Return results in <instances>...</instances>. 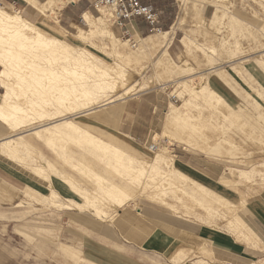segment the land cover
<instances>
[{
    "label": "rangeland",
    "instance_id": "rangeland-1",
    "mask_svg": "<svg viewBox=\"0 0 264 264\" xmlns=\"http://www.w3.org/2000/svg\"><path fill=\"white\" fill-rule=\"evenodd\" d=\"M45 1L47 0L42 1L41 4L45 3ZM61 1L63 2L56 1L58 4L56 2L52 3V8L42 12L43 14H40L37 10L32 8V11L37 15L34 21L25 18L21 13V8L13 5L11 0H5L0 8H4L5 10H3L7 12L8 10L11 11L8 13H19L25 20L47 36L57 38L74 50L76 49L75 51L77 53L89 59V62L95 65V67L97 66L96 68H101L99 69L101 71L105 70L109 75V81L114 80L113 83H115L116 90L114 89L113 91L108 89L104 95L99 94V96L102 97H97L98 95H96V97L93 96L94 98L91 97L92 100L85 98V100H88V102L82 101V103L84 102L85 104L81 103L82 97L77 98V101L80 102L74 103H81L83 107L78 104H76L78 105L77 107H74L75 105H73V102L71 103L70 98H67L68 100L65 99L69 94L68 91L64 94L58 92L56 94V91H53L55 94L51 93L53 95H50L49 93L50 97L45 94L46 98L44 94L40 96L37 95V97L34 95L33 97L31 95L32 93H30V90L34 87L31 78H26L24 84L21 83L23 86H19L18 84L19 87H16V93L18 94L16 103L20 107L24 106V109L27 108L30 105L26 104L29 98H35V100H38L43 106L39 104V106H31L32 108L28 107L29 109H34L36 115L32 111H30V113L32 112L31 114L36 117L30 118L29 115L27 121L25 120L26 122L24 125L17 131H13V129L6 128V126L0 124V140L18 134L19 132L23 133L24 140L30 144V146L27 145L29 147H23L26 153L28 148H30L27 154L24 153L23 148L19 151L20 156L23 158L27 156L25 160L14 162L12 159L0 154L3 156V160L9 159V164L31 171L35 176L44 179L49 185V195H51V192L55 193L54 199L52 196H41L37 192L28 189V192L33 194V197L29 198L31 200L27 198V192L22 194L26 201L29 200V202L41 206L43 200L50 208H48V210H50V238L48 240V248L45 247V249H42L40 243H35L34 264H89L82 260L81 255L75 251V249L78 250V246L74 240H70L68 237L61 235L59 242L62 244H58V239H56L58 231L61 233V231L65 229L64 231L67 233L75 228L73 232L76 233V228H78V226L86 228L91 222L100 230L103 227L106 228L107 225H112V222L115 221L122 208L136 209L137 205L142 203L162 205L170 209L173 215L180 216L183 219H186L187 209L190 211L193 209L196 213L205 214L209 220L217 222L216 220L218 219L220 209H222V211L229 209L228 205H230V203L211 193L201 185L192 182L186 176H184L186 177L185 179L180 178L179 175H175L172 169H170L174 167L173 155L175 154L180 156L182 160H186L185 157H189L190 155H197L201 157V159H210V161L212 160L225 165L227 168L226 177H231L234 182L231 180H221V182L226 185H233L238 181V187L246 189L244 192L247 193V195L256 194L264 189V89L245 71L246 69L249 73L255 74V72L253 73L251 70V67L253 68V66H256L255 63L259 65L262 70L264 69V0H168V3H166L167 13H165V15L161 10L152 5L159 13V19H161V16H165L163 18H165L166 21L164 27L161 28V33H172L173 36L171 34L170 36L172 37L166 39L172 41L169 40L168 42L165 39L163 41L160 36L161 33L149 34L147 32V35L142 36L131 29V33L133 34L132 40L135 42L134 47L128 42L127 37L122 36L121 30L112 25L109 14H107L104 9L97 12L92 8L93 0H81L80 4L82 5L81 8H83L82 15L76 19L73 28L66 30L62 29V23H57V12L65 8V6L69 5L71 2L70 0ZM77 1L78 0H74L73 2L77 3ZM85 13L92 18L102 17L104 21L107 20V22H105L106 25L108 24L106 26L108 27L107 30L114 35V39H109L108 33L105 35L106 33L104 31H91L85 22H83L82 17ZM210 18L213 20L217 18V21L215 20L211 23L209 21ZM179 23H182V26H180ZM174 24L180 27L174 26ZM170 30H175V32H171ZM112 41L114 42V47H112ZM165 41L168 43L167 45ZM161 42L162 44L164 43V45H162ZM37 55L40 54L38 53ZM44 58L40 55L38 58H31V61H33L35 65L44 67L46 64V62L43 61ZM59 63H54L53 68L58 69L59 66H61ZM45 67H47V64ZM260 68L257 66V72L261 75ZM24 70L25 72L28 71L26 69ZM210 70L213 71L210 73ZM198 75H201V77ZM213 75L220 81H224L223 83L231 89L235 91L238 89V91L242 93L243 102L238 112L229 107L224 99L211 89L207 80L209 76L210 78H214ZM46 77H48V75L45 77L42 76L43 79L40 76V80L42 79L41 82H47L48 78L46 80ZM9 81L11 84L15 83L13 78ZM86 81L90 82L91 79H86ZM29 85H31V89L29 88L28 90V87H30ZM21 87L27 88L28 91L25 89L23 90V88L21 89ZM129 87L133 88L128 93L127 97L126 95L125 97L123 96V98H126V101L123 104V113L117 128L95 123L90 120L89 115H78L82 113L83 110L85 112L99 106L103 103V100L109 98V96L113 97L115 101L116 98L117 100L121 99L122 94H124ZM2 91L3 90L0 89V93ZM31 91L33 92V90ZM205 92L207 95H205ZM209 92H212L211 95ZM24 93H26V95ZM142 94L156 95L159 97V102H162L161 109L157 112L160 126L157 130L149 133L147 137L130 138L128 135H124L119 129L122 118L125 116L124 108L128 99L138 98ZM54 96L59 99H64L63 102H66L62 105L64 107L58 106ZM38 97H40V99ZM103 97L106 98L104 99ZM46 102L49 104H46ZM132 103H136V101ZM54 104L57 105L55 106ZM146 111L147 109L145 106L139 107V119L142 123H144L145 118H149ZM43 112L46 113V115L43 114ZM170 112H175L187 118L185 121L169 124L167 117ZM39 114H43L41 115L43 117ZM53 117L58 119L66 117L78 127L86 130L95 138H98V140L109 143L110 145H114L112 142L114 143L115 141V145L120 142H122V144L124 143L126 147L128 146V150L126 151L127 156L124 160L128 158L134 160L130 162L132 168L128 167L129 164H127V160L124 162L121 161L124 165L126 164L125 169H123V163H118V159V161L115 162V156L112 153L104 155L94 149L90 152V150L86 148L87 146H84L83 143L79 144L80 142L74 139H72L73 141L71 139L57 140L54 142V148L57 149L53 148V151L51 148L50 150L51 146L48 145L49 147H47L30 132H26L52 122L49 119ZM152 145H155L158 150L151 151L150 146ZM165 147L169 149L170 153L164 151ZM129 150L132 152L130 153ZM54 152L57 155H55ZM28 155L30 159H28ZM160 155L164 160L161 165V173L154 176L152 173L148 172L151 174V177H147L150 175H147L146 164H152L155 158ZM167 158L170 159L168 160ZM44 160H46L47 163L51 162L55 168L65 176L63 178L67 177V180L59 181L58 177L54 178L51 173H47L49 172L46 170L47 168H45L46 173L34 171V167H47V163L45 164ZM114 162L117 163L115 164L117 166H112ZM84 163L86 165H84ZM38 164L39 166H37ZM170 164H172V166ZM142 165L145 167L143 172L137 173L134 171V169L138 170L137 168ZM119 166L120 168H118ZM74 169L77 171H73ZM80 169L81 171H79ZM128 171L131 173H128ZM240 172H245V175H239ZM140 173H143L141 175H145L142 176V179H139L141 178ZM227 173L231 174L227 175ZM137 174L138 176H136ZM47 176L50 179H46ZM97 176L105 180H102L100 183ZM51 179L54 180L55 184L50 185ZM71 181L74 182L72 183L76 187L78 186L86 190L89 196L92 195L90 197L97 198V200L94 201L97 202L95 206L100 208L102 213H104V217L100 215L102 214L101 212L99 215H95V213L92 212L94 208L92 209V207L86 206L85 208L81 207V209L73 208V211L69 212H57L61 209L65 210L64 205L72 204L70 200L80 204L84 202L69 190V186L67 185H69L68 183H71ZM64 182H66L67 185ZM109 183L116 184L122 190L124 189L125 192L127 190L125 195L130 194L128 195L130 196V200H128L123 207L114 208L113 201L104 198V193L101 192V190L106 188L105 185H109ZM100 184L101 186L103 185L104 188H101V186L98 187ZM156 186L158 188L160 187V191L162 188L166 191H162L161 193L164 196H157L161 194L158 189L155 190V188H153ZM57 187H65L66 192L71 197H68L65 201L61 199L56 190ZM155 191L157 193L159 192V194L155 193ZM154 194H156V196ZM37 195H39V198L41 197L42 200L37 198ZM241 197L243 198L242 194ZM100 200L102 202H100ZM4 201L6 200L2 199V202ZM11 206H17L15 210H21L25 207L21 194L17 197L15 203H11ZM36 207L37 206L33 207L25 213L36 214L41 212V210H38ZM74 209L77 210V212H75ZM75 213L77 215H74ZM221 219L224 221L226 218L222 216ZM58 227H60L59 230ZM251 242L254 241L251 239ZM62 248L68 252V254H65V257L61 254ZM255 248H258L257 244ZM197 253L198 254H195L191 261L183 258L184 260H182L181 263L176 262L180 259L179 255H176L177 258L175 256V258L171 260L172 264H200L201 261L203 263L205 262V264H264V249L259 248L257 252L253 253V256L242 263L217 258L213 253L207 252L203 247H200ZM168 260H170V258L165 255V258L162 257L153 259L152 261H146L145 264H170Z\"/></svg>",
    "mask_w": 264,
    "mask_h": 264
},
{
    "label": "crops",
    "instance_id": "crops-1",
    "mask_svg": "<svg viewBox=\"0 0 264 264\" xmlns=\"http://www.w3.org/2000/svg\"><path fill=\"white\" fill-rule=\"evenodd\" d=\"M34 1L41 4L44 0ZM80 1L71 2L57 12V23H62V29L73 28L76 19L82 15ZM139 1L145 5H154L164 15L167 13L168 0ZM11 3L21 8V13L28 20L34 21L37 18L31 5L22 0H11ZM163 17L165 16H161L160 19L161 28L166 21ZM129 28L142 36L148 32L146 24L141 20L132 21ZM255 65L251 67L255 74L249 73L246 69L245 71L264 89V69L262 70L256 63ZM257 66L261 75L257 72ZM210 76L207 81L211 89L221 96L229 107L238 112L243 102L242 93L238 89V92L231 89L214 75V78ZM239 86L241 87L240 84ZM133 101L136 103H132ZM142 106H145L149 115V118L144 119V123L139 119L138 113L139 107ZM161 106L162 102H159L156 95L142 94L138 98L128 99L120 131L130 138L147 137L160 126L157 112ZM173 157V166L180 173L230 203L229 209L223 211L220 209L217 222L209 220L205 214L196 213L193 209L191 211L187 209L186 219H183L173 215L170 209L162 205L142 203L138 204L136 209L122 208L112 225H107L106 228L99 230L91 222L86 228L78 226L76 233L73 232L75 228L67 233L65 229L61 233L58 231L56 235L58 244H62L59 242L61 235L74 240L78 246V250L75 251L89 264H145L146 261L165 258V255L170 259L179 255L180 259L176 262L184 259L191 261L194 255L198 254L200 247L213 253L217 258L242 263L253 256L258 248L264 249V189L256 194L247 195L244 192L246 189L238 187V181L233 185L221 182V178L226 175L225 165L210 159H201L197 155L185 157L186 160H182L176 154ZM2 158L0 154V264H34L35 243H40L42 249L48 248L50 210L39 195L36 197L42 200L41 206L29 202L33 194L28 192V189L41 196H47L49 185L31 171L13 166L9 164V159L5 161ZM56 190L64 201L71 197L65 187H57ZM23 193L28 195L29 200H25ZM20 194L25 207L15 210L17 206L13 207L11 203H15ZM2 199L6 201L2 202ZM35 206L41 212L25 213ZM60 211L67 212V210L57 212ZM222 216L226 218L224 221L221 219ZM251 239L254 242H251ZM61 254L65 257L68 252L62 248ZM168 262L172 264L171 260Z\"/></svg>",
    "mask_w": 264,
    "mask_h": 264
},
{
    "label": "bare ground",
    "instance_id": "bare-ground-1",
    "mask_svg": "<svg viewBox=\"0 0 264 264\" xmlns=\"http://www.w3.org/2000/svg\"><path fill=\"white\" fill-rule=\"evenodd\" d=\"M24 1L26 4L31 5L35 10H37L40 14H43L42 12H45V10H50L52 8V3L56 2V1H60L63 2L61 0H47L45 1V3L42 4H37L34 0H22ZM74 0H70V2L73 3ZM183 1V0H182ZM57 3V2H56ZM58 4V3H57ZM67 4V3H66ZM55 5V4H54ZM63 5V4H62ZM2 6V5H0ZM4 7V6H3ZM59 8V7H58ZM62 8V7H61ZM4 9V8H3ZM2 9V7L0 8V89H2L3 91L0 93V124L2 126H6V128L9 129H13V131H17L18 129H20V127H22L24 125V123L27 121L29 115L30 118L32 117H36V112H34V109H29L28 107H35V106H39L43 104H41L38 100H35V98L33 99H28V101H26V104H30L27 108L24 109L23 107H20L17 103H16V99L18 98V94L16 93V87L19 86H23L24 84V80L26 81V78H31L33 80L32 84L34 85V89H31V82L29 85L30 87H28L31 90H33V92L30 90V93H32L31 95L34 97V95H42L44 94L45 98L46 95H53L55 93H53V91H56L58 93H62L64 94L66 91L69 92L70 96L73 98H71L69 96V94L66 96L65 94V99L68 100L70 98L71 103L73 102H80L77 101V98H81V103L82 101H87L85 100V98H88L89 100H92L91 97L98 95L97 97H102L99 96L100 95H104L105 92L110 89L113 90L115 89V83L114 80L109 81V75L104 71H101L99 69L101 68H96L95 65H93L91 62H89V59L82 57V55H80L79 53H77L73 48L69 47L68 45L64 44L61 40L54 38V37H50L47 36L46 34H44L43 32H41L40 30H38L37 28H35L30 22H28L27 20H25L19 13L14 12V13H8L11 12L8 10L4 11ZM101 10V9H100ZM184 10V9H183ZM48 12V11H47ZM184 13V12H183ZM216 16V15H215ZM214 16V17H215ZM83 22H85V24L88 26V28H90L91 31H104L107 35H109V39L113 40L114 39V35L110 33V31L107 30L108 27H106L107 25L105 24L106 21L103 20L102 17H96V18H92L90 17L87 13L83 14ZM105 19V18H104ZM182 19V18H181ZM180 20V19H179ZM217 21L216 19H209V21L211 23H213L214 21ZM181 21V20H180ZM180 26H182V23L180 24ZM177 24H174V26H179ZM179 26V27H180ZM176 28V27H175ZM172 29V28H170ZM174 29V28H173ZM247 29V28H246ZM171 32H175V30H170ZM97 33V32H96ZM82 34V33H81ZM80 34V35H81ZM172 33L170 32H163L161 33V38L164 41V39H168V37H172L170 36ZM78 35V34H77ZM103 35V34H102ZM85 38V37H84ZM83 38V39H84ZM86 39V38H85ZM158 39V38H157ZM80 40V39H79ZM160 40V39H159ZM170 40V39H169ZM169 40H166L169 42ZM143 41V40H142ZM147 41V40H146ZM165 41V44L167 45L168 43ZM172 41V40H170ZM155 42V41H154ZM113 41H112V47L113 46ZM162 44V42H161ZM126 45V44H124ZM160 45V44H159ZM158 45V46H159ZM164 45V43L162 44ZM161 45V46H162ZM126 47V46H125ZM167 47V46H165ZM160 48V47H159ZM249 48V47H248ZM140 49V48H139ZM166 49V48H165ZM114 50V49H113ZM112 50V51H113ZM116 51V50H114ZM139 51V50H138ZM40 54L43 58L45 56V58L43 59V61L46 62L45 64V68L42 66H38L35 65L33 61H31V58H38L37 54ZM82 54V53H81ZM164 54V53H163ZM124 55V54H123ZM264 55V53H263ZM36 60V59H35ZM91 60V59H90ZM160 61V60H159ZM243 61V60H242ZM43 62V63H45ZM59 63V68L58 69H54L53 65L54 63L56 64ZM160 64V63H157ZM173 64V63H172ZM58 65V64H57ZM28 70L27 72H25V70ZM175 68V67H174ZM118 69V68H117ZM184 69V68H183ZM214 69V68H213ZM123 70V69H122ZM186 70V67H185ZM191 70V69H190ZM189 70V71H190ZM108 71V70H107ZM210 70L209 72L211 73ZM109 72V71H108ZM111 72V71H110ZM122 72V71H121ZM124 72V71H123ZM193 72V71H192ZM27 75H26V74ZM209 73V74H210ZM48 75V77H46V80L48 78L47 82H41L42 81V76H46ZM208 74V75H209ZM120 75V74H119ZM195 75V74H194ZM202 75V74H201ZM201 75L199 77H201ZM207 75V76H208ZM40 76H41V80H40ZM197 76V77H198ZM115 77V76H114ZM196 77V76H195ZM203 77V76H202ZM11 78H13L15 81V83H10L9 80H11ZM186 78V77H185ZM221 78V77H220ZM30 79V80H31ZM86 79L90 80V82L86 81ZM119 79V78H118ZM193 79V78H192ZM29 80V81H30ZM31 80V81H32ZM28 81V80H27ZM224 81H222L223 83ZM21 83H23L21 85ZM19 84V86H18ZM16 85V86H15ZM32 85V86H33ZM118 86V85H117ZM203 87V86H202ZM23 87H21L22 89ZM133 87H129L126 89V91L124 92V94H122V98L116 101L113 99V97L109 98H104L105 100H103V103H101L99 106L95 107V108H91L87 111L84 112V110L82 111V113H79L78 115H89V118L91 121L95 122V123H99V124H103L106 126H111V127H115L117 128L119 125V122L121 120V116L123 113V104L126 101V98H123V96L127 97L128 93L132 90ZM25 88H23L24 90ZM205 89V88H204ZM20 90V89H19ZM27 90V88L25 89ZM27 90V91H28ZM109 90V91H110ZM116 90V89H115ZM201 90V89H200ZM199 90V91H200ZM208 90V89H207ZM198 91V92H199ZM211 91V90H210ZM18 92V90H17ZM24 92V91H23ZM22 92V93H23ZM26 92V91H25ZM197 92V91H196ZM53 93V94H51ZM210 93V92H209ZM212 93V92H211ZM210 93V95H211ZM26 95V93H24ZM61 94V95H62ZM24 95V96H25ZM30 95V96H31ZM49 95V97H50ZM205 95H207V93L205 92ZM203 95V96H205ZM20 96V95H19ZM23 96V95H22ZM57 96V95H56ZM59 96V95H58ZM63 96V95H62ZM61 96V97H62ZM209 96V95H208ZM29 97V96H28ZM53 97V96H51ZM55 97V96H54ZM210 97V96H209ZM213 97V96H212ZM26 98V96H25ZM40 99V97H38ZM37 98V99H38ZM56 98V97H55ZM54 98V99H55ZM68 98V99H67ZM84 98V100H83ZM91 98V99H90ZM94 98V97H93ZM102 98V99H103ZM202 98V97H201ZM208 98V97H207ZM217 98V95H216ZM44 99V98H43ZM53 99V101H54ZM75 101H72V100ZM215 99V98H214ZM51 100V98H50ZM80 100V99H79ZM96 100V99H95ZM101 100V98H100ZM204 100V99H203ZM213 100V99H212ZM221 100V99H220ZM15 101V102H14ZM64 99H59L56 98V103L58 104V106H62ZM186 101V100H185ZM43 102V101H41ZM83 102V103H84ZM99 102V101H98ZM116 102V103H115ZM211 102V101H210ZM216 102V101H215ZM218 102V101H217ZM222 102V101H221ZM66 103V102H65ZM64 103V104H65ZM69 103V102H68ZM80 103V104H81ZM82 103V104H83ZM97 103V102H96ZM187 103V102H186ZM185 103V104H186ZM46 104H49L46 102ZM56 104V105H57ZM82 106V104L80 105L79 103H74L73 105H75L74 107H77L78 105ZM85 104V103H84ZM95 104V103H94ZM193 104V103H192ZM218 104V103H217ZM220 104V103H219ZM45 105V103H44ZM55 105V104H54ZM55 105V106H56ZM191 105V104H190ZM213 105V104H212ZM215 105V104H214ZM225 105V104H224ZM72 106V105H71ZM200 106V105H199ZM218 106V105H217ZM226 106V105H225ZM31 107V108H32ZM41 107V106H40ZM51 107V106H50ZM58 107V108H59ZM64 107V106H62ZM83 107V106H82ZM91 107V106H90ZM193 107V106H192ZM64 109V108H63ZM172 109V108H171ZM178 109V108H177ZM222 109V108H221ZM39 110V109H38ZM79 110V109H77ZM175 110V109H174ZM30 111L34 112L35 115L31 114ZM63 111V110H62ZM67 111V110H65ZM177 111V110H175ZM181 112V111H180ZM215 112V111H214ZM183 113V112H182ZM191 113V112H190ZM43 114L46 115V113L43 112ZM43 114H39L40 116ZM185 114V113H184ZM199 114V113H198ZM32 115V116H31ZM220 115V114H219ZM49 116V115H48ZM56 116V115H55ZM212 116V115H211ZM38 117V114H37ZM43 117V116H41ZM40 117V118H41ZM190 117V116H188ZM224 117V116H223ZM39 118V117H38ZM72 118V117H71ZM74 118V117H73ZM187 118V117H186ZM184 117L180 116L179 114L175 113V112H170L168 114L167 117V121L169 124H173V123H178L180 121H185ZM196 118V117H195ZM36 119V118H35ZM197 119V118H196ZM223 119V118H222ZM26 120V121H25ZM31 120V119H30ZM52 122L46 123L44 125L38 126V128H33L31 130H28L26 132H30L32 135H34L42 144L46 145L47 147H50V150L52 148H54V142L57 140H68V139H74L77 142H80L79 144L83 143L84 146H87L86 148L88 150H90V152L94 149L95 151L97 150V152H100L104 155H108L110 153H112L115 156V162L118 161V163H120L121 161H128L127 164L129 168L131 167V163L134 160L128 158L126 160H124L127 156L126 151L128 150V146L126 147L125 144L123 145L122 142L117 143L115 145V142L112 144L114 145H110L109 143L103 142L101 140H98V138H95L94 136H92L91 134H89L86 130H83L82 128L78 127L77 125H75L72 121L68 120V118L63 117V118H52L49 119ZM195 120V119H194ZM29 121V120H28ZM187 123H189L188 121H186ZM182 124V123H181ZM185 124V122H184ZM185 128V127H183ZM189 129V128H188ZM191 129V128H190ZM25 132V133H26ZM196 132V131H195ZM249 135V134H248ZM258 137V136H257ZM73 141V140H72ZM112 141V140H111ZM125 142V141H124ZM179 142V141H178ZM227 142V141H226ZM111 143V142H110ZM206 143V142H205ZM230 143V142H229ZM262 143V142H261ZM127 144V143H126ZM200 144V143H199ZM30 144L27 143L24 140L23 137V133H18L15 134L13 136H9L8 138H4L2 140H0V153L4 156H6L7 158L12 159V161H18L20 162V160H25V158H23L22 156H20V150H22L23 147L27 146ZM49 145V146H48ZM187 145V144H186ZM219 145V144H218ZM27 146V147H29ZM32 146V145H31ZM223 146V145H222ZM237 146V145H236ZM63 148V147H62ZM30 148H28L29 150ZM57 149V148H54ZM207 149V148H206ZM25 149L23 148V151ZM27 150V153H28ZM132 150V149H131ZM131 150L130 153L132 152ZM156 150H158V148H156ZM162 150V149H161ZM31 151V150H30ZM54 151V150H53ZM56 151V150H55ZM60 151V150H59ZM63 151V150H62ZM163 151V150H162ZM165 152H169V149L165 147L164 149ZM24 153H26V151H24ZM26 153V154H27ZM32 153V152H30ZM55 153V152H54ZM223 153V152H222ZM166 154V153H164ZM229 154V153H228ZM24 155V154H23ZM55 155H57L55 153ZM220 155V154H219ZM259 155V154H258ZM39 156V154H38ZM63 156V155H62ZM170 156V155H168ZM40 157V156H39ZM107 157V156H106ZM172 157V156H171ZM61 158V157H60ZM59 158V159H60ZM64 158V157H63ZM66 158V156H65ZM80 158V157H79ZM90 158V157H89ZM221 158V157H220ZM28 159H30L29 155H28ZM43 159V158H41ZM118 159V160H117ZM165 159V158H164ZM168 159V158H167ZM170 159V158H169ZM168 159V160H169ZM71 160V159H70ZM109 160V159H108ZM167 160V161H168ZM41 161V160H40ZM45 164L47 163L46 160ZM62 161V160H61ZM66 161V160H65ZM72 161V160H71ZM79 161V160H78ZM163 158L162 156H157L155 158V160L152 162V164H146V168H147V177H151V174H149L148 172L152 173V175L156 176L158 174L161 173V165L163 163ZM166 161V160H165ZM30 162V161H29ZM34 162V161H33ZM68 162V161H67ZM70 162V161H69ZM112 163V166H117L115 164L117 163ZM123 162H121L120 164H122ZM165 163V162H164ZM170 163V162H169ZM168 163V164H169ZM172 163V162H171ZM24 164V163H21ZM65 164V163H64ZM74 164V163H73ZM119 164V165H120ZM135 164V163H134ZM144 164V163H143ZM17 165V164H16ZM69 165V164H68ZM76 165V164H75ZM84 165H86L84 163ZM124 165V163L122 164V166ZM164 165V164H163ZM172 166V164H170ZM169 165V167H170ZM39 166V164L37 165ZM46 166V165H45ZM83 166V165H81ZM126 164L124 165L125 169ZM139 166V165H138ZM69 167V166H67ZM71 167V165H70ZM74 167V166H73ZM167 167V166H166ZM45 168H47L46 170L49 171L47 173H51V175L55 177H58L59 181H66V178H63L65 176H63V174H61L56 168L55 166L51 163L48 162L47 163V167H34V171H38V173H46ZM116 168V167H115ZM120 168V166L118 167ZM137 168V167H136ZM82 169V168H81ZM81 169L79 171H81ZM127 169V168H126ZM138 170H135L137 173L138 172H143V170H145V167L140 166L137 168ZM172 169V172L175 173V175H179L180 178H185V175H183L182 173H180L176 168H170ZM169 169V170H170ZM76 169H74L73 171H75ZM167 170V169H166ZM77 171V170H76ZM126 171V170H125ZM131 171V170H130ZM130 171H128V173H131ZM132 171V172H134ZM32 173V172H31ZM42 173V174H43ZM87 173V172H85ZM146 172L144 171V174ZM245 172H240L239 175H245ZM83 174V173H82ZM90 174V173H89ZM143 173H140V175ZM171 174V173H170ZM231 174V173H230ZM227 173V175H230ZM46 175V174H44ZM43 175V176H44ZM58 175V176H56ZM139 175V176H140ZM146 175V174H145ZM145 175H141L145 176ZM247 175V174H246ZM138 176V174L136 175ZM135 176V178H136ZM98 177V176H97ZM235 177V175H234ZM44 178V177H43ZM46 178V177H45ZM49 177L47 176L46 179H48ZM99 178V182L101 183L102 180L104 181L105 179L98 177ZM156 178V177H155ZM50 179V178H49ZM96 179V178H95ZM148 179V178H147ZM146 179V180H147ZM150 179V178H149ZM153 179V178H152ZM221 180H231V177H226V175H224V177L221 178ZM43 181V180H42ZM45 181V180H44ZM154 181V180H153ZM220 181V180H219ZM230 181V182H231ZM69 182V181H67ZM73 181H71V183H68L69 185L66 184V182H64L67 186H69V190L76 196H78L80 199H82L84 202L82 204L77 203L75 201H71L70 202L72 204L69 205H64L63 207L65 208V210L67 211H71L73 210V208L75 209H81V207H92V209L94 208V210H92V212L95 213V215H99V213L102 211L100 210V208H98L97 206H95L97 202H94L95 200H97V198H92L90 196L92 195H88L89 193L86 190H83L82 188H79L78 186L76 187L73 183ZM193 182V181H192ZM234 182V181H233ZM55 184L54 180L51 179L50 185ZM103 184V183H102ZM105 184V182H104ZM132 184V183H131ZM163 184V183H162ZM57 185V182H56ZM101 184L98 186L100 187ZM106 188L103 187V185L101 186V188L104 189H99L101 190V192L104 193V198H107V200H111L113 201L114 204V208H120L123 207L128 200H130V194L125 195L126 192L124 191V189L122 190L119 186H117L116 184H111L109 183V185H105ZM158 186V185H157ZM156 186V187H157ZM160 186V184H159ZM164 186V185H163ZM51 187V186H50ZM131 187V186H130ZM129 187V188H130ZM156 189H160V187L156 188ZM162 188V186H161ZM165 188V187H164ZM52 189V188H50ZM98 191V190H97ZM160 191V190H159ZM162 191H165L163 188L160 191V194L162 193ZM184 191V190H183ZM205 191V190H203ZM166 192V191H165ZM182 192V189H181ZM132 193V192H131ZM155 193H157L155 191ZM95 194V193H94ZM159 194V192L157 193ZM183 194V193H182ZM185 194V193H184ZM100 195V194H99ZM98 195V196H99ZM137 195V194H136ZM156 196V194H154ZM161 195H157V196H162ZM54 197L55 193L51 192V195ZM96 196V195H95ZM102 196V195H101ZM102 196V197H103ZM135 196V195H134ZM164 196V195H163ZM46 197V196H45ZM51 197V198H52ZM49 199V198H48ZM55 199V197H54ZM46 200V199H45ZM106 200V199H105ZM106 200V202H107ZM179 200V199H178ZM99 201V200H98ZM46 202V201H45ZM57 202V201H56ZM54 202V203H56ZM100 202H102L100 200ZM104 202V201H103ZM61 203V202H60ZM59 203V204H60ZM99 203V202H98ZM112 203V202H110ZM109 203V205H110ZM58 204V202H57ZM67 204V203H66ZM101 207V206H100ZM60 208V207H59ZM112 208V207H111ZM208 209V208H207ZM62 210V209H61ZM64 210V209H63ZM210 210V209H209ZM106 212V211H105ZM113 212V211H112ZM93 213V214H94ZM104 213L100 214L103 216ZM106 214V213H105ZM104 217V216H103ZM237 222V221H236ZM240 222V221H239ZM241 224V223H240ZM239 225V224H238ZM241 226V225H240ZM250 233V232H249ZM167 234V233H166ZM252 234V233H251ZM170 235V234H169ZM176 238V237H174ZM176 251V250H175ZM192 251V250H191ZM177 252V251H176ZM193 252V251H192ZM171 257V256H170ZM177 258V256H176ZM170 260H173L172 258ZM200 261V260H198ZM172 262V261H171ZM182 262V261H181ZM180 262V263H181ZM199 263V262H198ZM201 263H203L201 261ZM200 263V264H201ZM205 264V262L203 263ZM207 264V263H206Z\"/></svg>",
    "mask_w": 264,
    "mask_h": 264
},
{
    "label": "built area",
    "instance_id": "built-area-1",
    "mask_svg": "<svg viewBox=\"0 0 264 264\" xmlns=\"http://www.w3.org/2000/svg\"><path fill=\"white\" fill-rule=\"evenodd\" d=\"M4 1L0 0V5ZM92 8L97 12L104 9L109 14L112 25L121 30L122 36L127 37L132 47L135 46L132 40L133 34L129 28L132 21H143L149 34H160L162 31L159 13L153 6L142 4L139 0H94ZM156 148L155 145L150 146L151 151H155Z\"/></svg>",
    "mask_w": 264,
    "mask_h": 264
}]
</instances>
